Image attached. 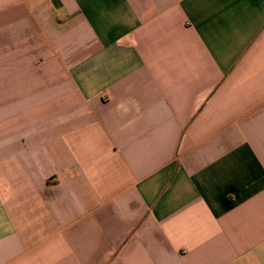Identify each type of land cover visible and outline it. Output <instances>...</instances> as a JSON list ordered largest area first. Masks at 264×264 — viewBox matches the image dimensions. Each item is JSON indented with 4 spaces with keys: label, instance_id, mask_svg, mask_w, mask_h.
Returning <instances> with one entry per match:
<instances>
[{
    "label": "crops",
    "instance_id": "0c3cea01",
    "mask_svg": "<svg viewBox=\"0 0 264 264\" xmlns=\"http://www.w3.org/2000/svg\"><path fill=\"white\" fill-rule=\"evenodd\" d=\"M0 264H264V0H0Z\"/></svg>",
    "mask_w": 264,
    "mask_h": 264
}]
</instances>
